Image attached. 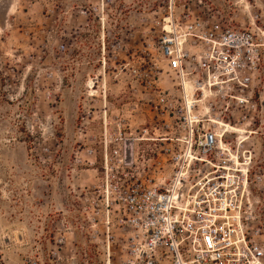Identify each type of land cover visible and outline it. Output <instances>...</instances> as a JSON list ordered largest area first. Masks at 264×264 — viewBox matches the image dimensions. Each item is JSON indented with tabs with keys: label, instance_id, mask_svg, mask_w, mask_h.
Here are the masks:
<instances>
[{
	"label": "rangeland",
	"instance_id": "1",
	"mask_svg": "<svg viewBox=\"0 0 264 264\" xmlns=\"http://www.w3.org/2000/svg\"><path fill=\"white\" fill-rule=\"evenodd\" d=\"M164 1L0 0V246L5 264H25L30 257L47 264H99L107 229L96 214L103 198L99 190L106 159L122 146L110 134L122 130L135 138L133 166L139 170L158 160L170 169L164 148L173 143L179 149L180 142L154 135L149 107L134 104L142 95L133 93L132 84L142 87L131 74L150 56L160 59L153 24ZM207 1L233 12L241 25L264 19V0ZM170 84V78L163 79L162 85ZM233 125L248 131L246 139V133L233 132L225 141L249 170L259 215L251 225L263 228L259 240L264 246V111L258 107ZM144 127L149 134H135ZM113 234L122 238L117 225ZM112 247L122 254L118 245Z\"/></svg>",
	"mask_w": 264,
	"mask_h": 264
},
{
	"label": "built area",
	"instance_id": "2",
	"mask_svg": "<svg viewBox=\"0 0 264 264\" xmlns=\"http://www.w3.org/2000/svg\"><path fill=\"white\" fill-rule=\"evenodd\" d=\"M157 13L160 59L132 68L142 87L132 84L142 95L134 104L149 107L157 138L181 147L164 148L169 170L159 160L139 170L135 138L109 135L122 146L106 159L99 190L96 214L107 226L99 264H264L249 170L225 141L233 132L224 125L264 111V19L241 25L207 0H165ZM115 225L122 238H114ZM25 264L47 263L30 257Z\"/></svg>",
	"mask_w": 264,
	"mask_h": 264
},
{
	"label": "bare ground",
	"instance_id": "3",
	"mask_svg": "<svg viewBox=\"0 0 264 264\" xmlns=\"http://www.w3.org/2000/svg\"><path fill=\"white\" fill-rule=\"evenodd\" d=\"M91 85H92V82H91ZM91 87H93V86H91ZM94 89V88H93ZM92 89V91H93V93H94V90ZM224 124V123H223ZM225 126H227V128L229 129V130H231L232 132H235V133H239V134H242V133H246V135H244V138L246 139L247 138V133H248V131L247 130H245V129H243V128H241V127H238V126H235V125H233V124H224ZM251 133H253V132H251ZM245 139H242L241 141H240V143H242ZM240 163V162H239ZM244 171L245 172H247V169H244Z\"/></svg>",
	"mask_w": 264,
	"mask_h": 264
}]
</instances>
